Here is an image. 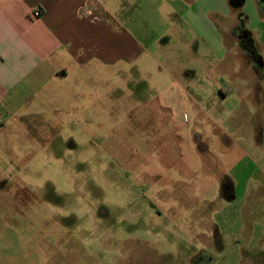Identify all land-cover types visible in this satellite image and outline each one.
Here are the masks:
<instances>
[{
  "label": "rangeland",
  "instance_id": "rangeland-1",
  "mask_svg": "<svg viewBox=\"0 0 264 264\" xmlns=\"http://www.w3.org/2000/svg\"><path fill=\"white\" fill-rule=\"evenodd\" d=\"M124 69L6 104L0 264H263L264 132L262 150L230 99L170 116Z\"/></svg>",
  "mask_w": 264,
  "mask_h": 264
},
{
  "label": "crops",
  "instance_id": "crops-1",
  "mask_svg": "<svg viewBox=\"0 0 264 264\" xmlns=\"http://www.w3.org/2000/svg\"><path fill=\"white\" fill-rule=\"evenodd\" d=\"M248 2L252 12L244 10ZM248 36L261 63L242 47ZM125 66L137 84H162L161 106L170 116L185 104L201 118L204 104L235 100L223 113L245 122L263 150L264 0L239 7L229 0H0V118L6 104L20 103L48 79L59 89L67 76L89 87L99 78L105 88L102 75L123 76ZM170 89L177 92L167 97ZM39 135L50 145L49 131Z\"/></svg>",
  "mask_w": 264,
  "mask_h": 264
},
{
  "label": "trees",
  "instance_id": "trees-1",
  "mask_svg": "<svg viewBox=\"0 0 264 264\" xmlns=\"http://www.w3.org/2000/svg\"><path fill=\"white\" fill-rule=\"evenodd\" d=\"M230 4L235 7H239L242 5L243 0H229ZM245 15L239 14V25L238 29L241 31V33H246L244 26H245ZM241 44L244 50L250 54L251 58L256 62H262L261 55L258 51V48L256 47V44L252 40L250 36L247 38H242L241 39Z\"/></svg>",
  "mask_w": 264,
  "mask_h": 264
},
{
  "label": "built area",
  "instance_id": "built-area-1",
  "mask_svg": "<svg viewBox=\"0 0 264 264\" xmlns=\"http://www.w3.org/2000/svg\"><path fill=\"white\" fill-rule=\"evenodd\" d=\"M35 14L37 15L38 13H37V12H35Z\"/></svg>",
  "mask_w": 264,
  "mask_h": 264
}]
</instances>
